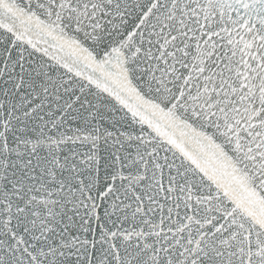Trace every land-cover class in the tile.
Masks as SVG:
<instances>
[{
  "label": "snow or ice",
  "instance_id": "obj_1",
  "mask_svg": "<svg viewBox=\"0 0 264 264\" xmlns=\"http://www.w3.org/2000/svg\"><path fill=\"white\" fill-rule=\"evenodd\" d=\"M0 264H264V0H0Z\"/></svg>",
  "mask_w": 264,
  "mask_h": 264
}]
</instances>
